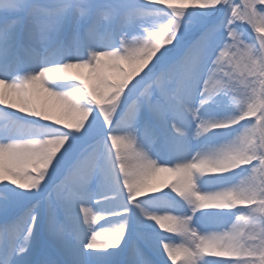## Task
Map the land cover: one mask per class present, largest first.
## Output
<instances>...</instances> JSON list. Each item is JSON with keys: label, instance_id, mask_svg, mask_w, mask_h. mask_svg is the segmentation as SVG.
Wrapping results in <instances>:
<instances>
[{"label": "snow or ice", "instance_id": "6c2138e0", "mask_svg": "<svg viewBox=\"0 0 264 264\" xmlns=\"http://www.w3.org/2000/svg\"><path fill=\"white\" fill-rule=\"evenodd\" d=\"M178 260L264 264V0H0V264Z\"/></svg>", "mask_w": 264, "mask_h": 264}, {"label": "rangeland", "instance_id": "374dc122", "mask_svg": "<svg viewBox=\"0 0 264 264\" xmlns=\"http://www.w3.org/2000/svg\"><path fill=\"white\" fill-rule=\"evenodd\" d=\"M180 5L179 4H177V7H179ZM190 7V6H189ZM162 176H167L168 174H161ZM182 259V258H181ZM177 264H179V260H178V262H177Z\"/></svg>", "mask_w": 264, "mask_h": 264}]
</instances>
